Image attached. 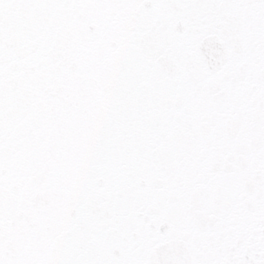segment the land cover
<instances>
[{
    "label": "snow or ice",
    "instance_id": "6c2138e0",
    "mask_svg": "<svg viewBox=\"0 0 264 264\" xmlns=\"http://www.w3.org/2000/svg\"><path fill=\"white\" fill-rule=\"evenodd\" d=\"M0 264H264V0H0Z\"/></svg>",
    "mask_w": 264,
    "mask_h": 264
}]
</instances>
